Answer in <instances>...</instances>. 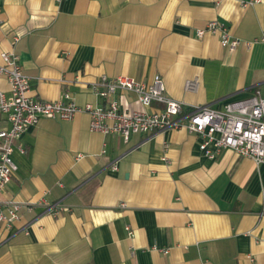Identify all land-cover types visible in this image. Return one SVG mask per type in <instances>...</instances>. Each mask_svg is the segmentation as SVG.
<instances>
[{"label": "crops", "instance_id": "1", "mask_svg": "<svg viewBox=\"0 0 264 264\" xmlns=\"http://www.w3.org/2000/svg\"><path fill=\"white\" fill-rule=\"evenodd\" d=\"M213 20L241 40L234 50L218 32L198 36ZM262 36L264 0H0V53L18 56L30 94L69 92L80 107L102 103L91 88L102 74H159L184 111L264 96ZM115 98L143 109L132 91ZM89 122L42 116L22 134L1 199L36 204L0 224V264H264V163L206 155L184 128L125 140Z\"/></svg>", "mask_w": 264, "mask_h": 264}, {"label": "built area", "instance_id": "2", "mask_svg": "<svg viewBox=\"0 0 264 264\" xmlns=\"http://www.w3.org/2000/svg\"><path fill=\"white\" fill-rule=\"evenodd\" d=\"M205 32H218L220 43L231 50L241 43L216 20L209 21L197 34L202 36ZM260 40L264 41V36ZM0 56V75L6 77L10 85L8 93L0 90V115L9 124L8 127H0V224L6 227H11L20 217L22 208L32 210L36 204L32 201H2L1 195L18 169L13 152H25L20 142L22 134L36 125L42 116L70 120L75 114L86 112L90 116L91 131L118 133L125 140L133 133L151 134L184 128L198 137L199 148L206 155L214 157L223 149H231L251 158L256 164L264 163V96L259 91L248 98L227 101L221 107L204 105L184 111L181 101L166 94L165 83L159 74L149 81H137L123 74L116 77L102 74L91 86L102 103H86L80 107L69 92L52 101L35 98L30 94L31 78L23 72L18 56L7 51H2ZM118 91L134 92L143 109L122 111L115 98ZM111 169H117L116 161ZM41 203L45 212L53 216L64 209L60 202H37ZM127 230L132 234L129 226Z\"/></svg>", "mask_w": 264, "mask_h": 264}]
</instances>
